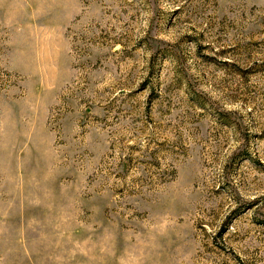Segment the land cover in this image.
Segmentation results:
<instances>
[{
  "label": "rangeland",
  "instance_id": "obj_1",
  "mask_svg": "<svg viewBox=\"0 0 264 264\" xmlns=\"http://www.w3.org/2000/svg\"><path fill=\"white\" fill-rule=\"evenodd\" d=\"M0 264H264V0H0Z\"/></svg>",
  "mask_w": 264,
  "mask_h": 264
}]
</instances>
